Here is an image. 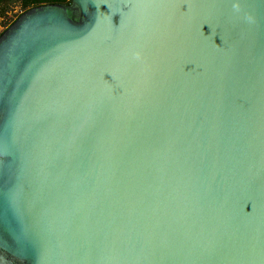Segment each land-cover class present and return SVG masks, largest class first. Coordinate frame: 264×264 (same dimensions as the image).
Here are the masks:
<instances>
[{"label":"water","instance_id":"1","mask_svg":"<svg viewBox=\"0 0 264 264\" xmlns=\"http://www.w3.org/2000/svg\"><path fill=\"white\" fill-rule=\"evenodd\" d=\"M0 96V264H264V0H67Z\"/></svg>","mask_w":264,"mask_h":264},{"label":"snow or ice","instance_id":"2","mask_svg":"<svg viewBox=\"0 0 264 264\" xmlns=\"http://www.w3.org/2000/svg\"><path fill=\"white\" fill-rule=\"evenodd\" d=\"M66 37L56 22L40 21L27 42L0 48V96L10 98L43 47L57 44Z\"/></svg>","mask_w":264,"mask_h":264},{"label":"rangeland","instance_id":"3","mask_svg":"<svg viewBox=\"0 0 264 264\" xmlns=\"http://www.w3.org/2000/svg\"><path fill=\"white\" fill-rule=\"evenodd\" d=\"M19 0H9L5 13L0 17V34L6 29L22 12Z\"/></svg>","mask_w":264,"mask_h":264},{"label":"trees","instance_id":"4","mask_svg":"<svg viewBox=\"0 0 264 264\" xmlns=\"http://www.w3.org/2000/svg\"><path fill=\"white\" fill-rule=\"evenodd\" d=\"M9 0H0V17L5 13L6 5ZM22 12L31 8L46 4H66L67 0H19Z\"/></svg>","mask_w":264,"mask_h":264}]
</instances>
